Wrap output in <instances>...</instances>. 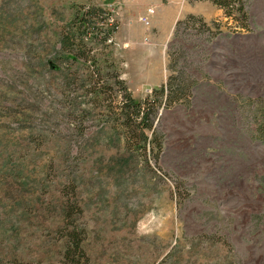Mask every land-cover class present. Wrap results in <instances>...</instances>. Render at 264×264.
Masks as SVG:
<instances>
[{
  "label": "rangeland",
  "instance_id": "obj_1",
  "mask_svg": "<svg viewBox=\"0 0 264 264\" xmlns=\"http://www.w3.org/2000/svg\"><path fill=\"white\" fill-rule=\"evenodd\" d=\"M234 3L0 0V264H264V0Z\"/></svg>",
  "mask_w": 264,
  "mask_h": 264
},
{
  "label": "trees",
  "instance_id": "obj_2",
  "mask_svg": "<svg viewBox=\"0 0 264 264\" xmlns=\"http://www.w3.org/2000/svg\"><path fill=\"white\" fill-rule=\"evenodd\" d=\"M196 1H201V0H196ZM209 1L213 5H215L218 9L223 10L224 15L228 17L230 16L228 9L231 8L233 4H235L234 2H236V0H209ZM237 11L240 14L241 20H243L241 25H239V27L242 29H246L247 28L246 16H245L246 14L243 9V4H241V2H238ZM88 14H89V11L83 12V14L79 17L78 21H82L84 16L85 15L87 16ZM73 22L75 21L73 20L72 23ZM64 35L65 36L62 37V40H63L62 49L65 51L68 50V52H70V56H73L70 58L75 59L74 55H76V52L73 49H71L72 39H74L75 34L65 33ZM83 35L85 36L84 33ZM76 36H78L79 38L78 44L81 45L82 44L81 34L77 33ZM45 63H47L50 66L52 71L58 70V68L53 63H51V61L46 60ZM118 83L121 85L123 84L122 81H119V80H118ZM118 112H119L118 116L120 118V121L123 122L124 125L127 123H133L135 126L139 128L150 129V122H148L149 119H148L147 109H145V107L143 106V102H140L139 100H135L131 98L130 95L125 90L122 95V101L120 102L118 106ZM140 136H141L140 141L143 144L141 148L144 149V144L146 143V137H144L142 131H140ZM147 144L150 145L151 150L155 148L156 151H160L161 144L159 141H155V138L149 139L147 141ZM68 240H69V243L65 245L64 252H65L66 257H71L74 254L75 249L77 247V245L74 243V240H76L75 235L71 234L68 237Z\"/></svg>",
  "mask_w": 264,
  "mask_h": 264
},
{
  "label": "built area",
  "instance_id": "obj_3",
  "mask_svg": "<svg viewBox=\"0 0 264 264\" xmlns=\"http://www.w3.org/2000/svg\"><path fill=\"white\" fill-rule=\"evenodd\" d=\"M139 22H140V23H144V24H146V23H147V20H146L145 17H140V18H139Z\"/></svg>",
  "mask_w": 264,
  "mask_h": 264
}]
</instances>
